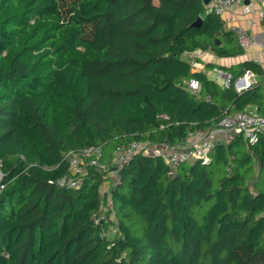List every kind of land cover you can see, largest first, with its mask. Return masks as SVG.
I'll list each match as a JSON object with an SVG mask.
<instances>
[{
  "label": "trees",
  "instance_id": "16d2710c",
  "mask_svg": "<svg viewBox=\"0 0 264 264\" xmlns=\"http://www.w3.org/2000/svg\"><path fill=\"white\" fill-rule=\"evenodd\" d=\"M234 33L204 0H0V264H264V132L206 163L142 152L114 174L120 145L264 114L257 83L223 88L183 58L241 55ZM92 146L105 169L59 186L65 155ZM109 196L114 219L96 223Z\"/></svg>",
  "mask_w": 264,
  "mask_h": 264
},
{
  "label": "built area",
  "instance_id": "2783aa9c",
  "mask_svg": "<svg viewBox=\"0 0 264 264\" xmlns=\"http://www.w3.org/2000/svg\"><path fill=\"white\" fill-rule=\"evenodd\" d=\"M263 0H212L210 3V12L217 17L223 18L224 14L232 11L235 5L242 3V13L246 17L249 27L255 26L256 18H264V9L257 6ZM237 35L239 45L244 50H249L255 43V38L249 33L248 29L243 27L231 28ZM264 56V47H262ZM192 68H197L198 63L195 58L189 60ZM262 68V78L264 80V61L259 63ZM219 79L222 78L225 84L229 86L231 82L238 91L252 88L258 83L257 73L247 69L237 78L231 72L223 69H217ZM186 87L191 92L198 93L201 89V83L197 79H190L186 82ZM206 100L212 101L210 96ZM264 132V114L257 110L244 109L234 110L226 113L213 127L206 130H195L190 133L188 138L171 146H161L133 141L129 144H123L115 151V172L116 178L118 172L127 164L136 154L145 153L153 156H163L165 161L176 169L178 166L200 160L204 163L211 160V153L214 148L221 143L219 135L221 134H239L242 133L250 143H255L259 135ZM102 151L98 147H88L78 152H69L65 159L69 163V169L74 177L63 176L58 180L59 186L79 187L82 183V176L87 173L88 166L95 167L98 170L105 169L100 162ZM112 205L111 196L108 197L106 205L100 207L99 212L94 216L96 223L107 221V211Z\"/></svg>",
  "mask_w": 264,
  "mask_h": 264
},
{
  "label": "crops",
  "instance_id": "0c3cea01",
  "mask_svg": "<svg viewBox=\"0 0 264 264\" xmlns=\"http://www.w3.org/2000/svg\"><path fill=\"white\" fill-rule=\"evenodd\" d=\"M212 0H210V3ZM210 5V4H209ZM244 4L239 3L235 5L234 9L232 11H229L224 14L223 18L225 19V27L229 30H232L231 28H238L243 27L245 29L249 30V33L255 38V43L249 50H245V53L241 55L236 56H225V57H219L212 51H193V52H186L183 54V58L189 62L191 58H195L198 67L194 68V71H202L207 74V76L216 81L221 87H228L225 84L224 79L220 78L217 73V69H223L227 72H231L232 74H239V72L243 69L240 65L243 62L246 61H253L257 64L262 63L264 61V56L262 54V47H264V18H256V25L253 27H249L246 22V17L242 13V7ZM257 6L262 7L264 9V0L262 3H258ZM236 39L237 35L234 33ZM239 43V42H238ZM208 64H213V68L207 67ZM215 74V78H212L211 74ZM235 77V76H234ZM238 76H236L237 78ZM257 79H258V85L257 88L260 92L264 94V80L262 78V75L257 73ZM235 87V85H234ZM236 89V87H235ZM237 90V89H236ZM238 91V90H237ZM247 109L251 110H258L257 106H250ZM234 134H221L219 135V139L223 143H229L233 138ZM109 184L105 183L104 190L108 188Z\"/></svg>",
  "mask_w": 264,
  "mask_h": 264
},
{
  "label": "water",
  "instance_id": "95a60500",
  "mask_svg": "<svg viewBox=\"0 0 264 264\" xmlns=\"http://www.w3.org/2000/svg\"><path fill=\"white\" fill-rule=\"evenodd\" d=\"M204 3H205L206 5H209V4H210V0H204ZM200 23H201V19L199 18V19L194 23V25L196 26V25H199ZM217 43H220V41L217 40ZM1 178H2V176H1V169H0V180H1Z\"/></svg>",
  "mask_w": 264,
  "mask_h": 264
},
{
  "label": "rangeland",
  "instance_id": "374dc122",
  "mask_svg": "<svg viewBox=\"0 0 264 264\" xmlns=\"http://www.w3.org/2000/svg\"><path fill=\"white\" fill-rule=\"evenodd\" d=\"M211 76H213L212 78H215V74L212 73ZM1 176H2V173H1ZM107 218H113L114 219V213H112L111 210L107 211Z\"/></svg>",
  "mask_w": 264,
  "mask_h": 264
}]
</instances>
